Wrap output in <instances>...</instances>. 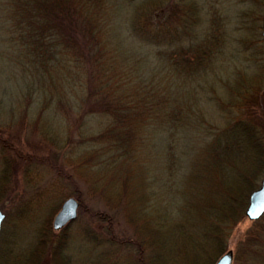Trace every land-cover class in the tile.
<instances>
[{
    "label": "trees",
    "instance_id": "1",
    "mask_svg": "<svg viewBox=\"0 0 264 264\" xmlns=\"http://www.w3.org/2000/svg\"><path fill=\"white\" fill-rule=\"evenodd\" d=\"M112 1L0 0V65L10 71L0 79V204L17 177L27 193L5 213L0 264H113L114 246L135 250L136 264H213L260 183L264 0L233 16L227 5L206 12L200 0H130L134 8L119 28ZM158 151L164 175L154 184L148 167ZM72 153L89 160L72 162ZM89 166L93 197L116 214L129 216L124 200H198L202 227L182 229L188 203L175 208L185 219L176 218L175 228L159 209L164 220L147 215L132 223L134 238L112 242L113 215L86 211L85 221H74L77 233L93 237L101 252L76 258L69 252L73 222L55 230L51 215L66 196L85 201L75 172ZM137 187L139 198L124 195ZM38 207L48 211L36 240L4 259Z\"/></svg>",
    "mask_w": 264,
    "mask_h": 264
},
{
    "label": "rangeland",
    "instance_id": "2",
    "mask_svg": "<svg viewBox=\"0 0 264 264\" xmlns=\"http://www.w3.org/2000/svg\"><path fill=\"white\" fill-rule=\"evenodd\" d=\"M200 1L202 2L205 8L204 11L206 12L217 13L218 10H220L223 5H227L228 6L227 13L229 14V16H233L234 12H236L237 10L247 9L250 6V4H252V0H200ZM111 5L113 8V13L116 18L114 22L119 28V26H122L123 21L130 15L131 11L134 8V3L130 0H114L112 1ZM261 7H263V5ZM233 21L234 19L229 23V25L232 28L235 26V22ZM257 65L260 66L259 63ZM230 66L231 68H233V64H231ZM231 68L227 67L225 69L226 74L229 76H231L232 72L234 71L233 69L231 70ZM250 70H251V67H250ZM9 72H10L9 69H6L0 65V79L8 77ZM254 77L256 76L254 75ZM254 77H251V78H254ZM11 83H12V80H11ZM6 88H8V86ZM58 119L60 120V117ZM25 133L26 132L23 131L22 135H25V136L24 137L22 136V137L24 139L29 140V141H35V142L40 141V139L34 134H31V133L25 134ZM30 145L32 146L31 143ZM24 146L26 148L29 147V144L26 143L25 140H24ZM51 156L55 157L54 154H51ZM164 157L165 155H163L161 151L158 154L155 153L148 167V169L151 171L150 177L152 178V181L154 184H156V181L158 182L159 179L163 178L164 172L160 170L159 166L161 165V161L164 159ZM79 159L81 160L83 159V161L89 160V155L81 154V156H79L76 153H72L71 159H70L72 162H77L79 161ZM69 165H70V162H69ZM86 165H89V164H86ZM140 173H141V170H140ZM50 174L52 175V172H50ZM109 176H110V172H105V175L103 176L104 180L107 181L109 179V178L107 179V177ZM75 177L77 178L76 180L78 182L77 188L83 193L85 197L84 198L85 201H83V200H79L76 196L70 195V196L77 198L80 203L79 208H78V216L81 215L82 212L83 214H86V211L92 212L95 210H101V211L104 210L106 214L108 215V217H110V215H113V217L111 216L112 221L110 222V226L107 228V234H106V238H109V235H110V239L111 238L116 239L112 242L123 240L127 237H130L131 235H133V238H134L136 235L134 236V234L132 233V223H135V226H136V223H139L141 221L143 222L144 220L143 217L146 218L145 216L147 215L149 216L147 217L148 219L152 218L155 222L159 220H164L165 218H161V217H159L160 219H158L159 214L156 211H159V209L161 210L160 213L162 215L171 216L168 218L170 221V227L175 228L176 226H178L179 222H185V219H186L187 226L186 227L182 226V229L187 230L188 232L190 231L191 234H196V231L199 230L203 225L202 220H201V215L199 213L200 207H198V204H197L198 200H127V202L124 200V202L126 203V206L123 212L129 214V216L124 215L122 212L120 213V211L119 213L116 214L114 210H112V208L107 206L104 200H99L93 197V194H95L93 193L94 189L90 188L89 185L90 183L93 184L92 179L95 178V176L93 174L92 168L90 169V166L88 169L87 168L85 169L84 167H82V169L76 170ZM181 177H182L181 174L177 176V182L181 180ZM48 178H50L49 174L46 173L44 179L48 181ZM84 179H86L87 181H85ZM118 183L120 184V186L117 187L118 191H119V188L123 190L124 187L122 186V182H118ZM118 183L115 180L114 184L118 186ZM73 184L74 183H72L71 185ZM259 185L256 188H258ZM13 186L14 187H13V191L11 192V196L8 197L6 201H3L0 204V209L4 213L9 212V211L11 212L13 209V206H16L15 203L17 202L18 198L22 196L25 197V195H27V193H25L26 187L20 178L17 177V180H15ZM142 188L144 187L142 186ZM142 188L137 187V189L133 190V192H132V188H128V190L126 188L125 189L126 194L124 193V195H126V197L128 198L130 196V197H134L135 199H137L139 198V196H142L143 194V193L141 194L139 193V191H142ZM70 196H66L65 198H62L61 199L62 201L59 199V201H61V204L59 205V208H57V211H55L51 215V224H53V218L60 210L63 201ZM53 202H56V201L53 200ZM187 204L189 205V209H190L189 212L191 216L186 217L184 219V218H181V213L180 214H177V213H179L180 207L182 206L184 209L185 208L187 209ZM156 205L158 208H155ZM142 206L143 207L145 206V209H144L145 212L142 211ZM176 207H178L179 209L177 212H175ZM43 208L44 207L42 208L38 207L33 212H32L33 210L32 209L30 211L31 215L30 214L29 215L34 217L35 220L33 221L25 220L28 222L21 224V226L17 228L16 234L14 237L16 246L13 247V250L11 253L7 251L3 252L4 259H9L11 256H16L14 254H18L19 249L21 247L23 246L27 247L31 245L32 243H34V241L36 240V230L38 229V227H40L43 224V222L47 218L48 207L44 209ZM244 214L245 215L243 216V218L240 219V221L237 222L234 228L232 229L227 248L224 250V252L220 256H222L224 253L231 250L233 253V263L232 264H264V214L259 219H256V220L250 219L247 217L246 213ZM29 215L27 212L28 218H29ZM129 217H130V220H129ZM77 218L70 221L68 224H70L71 222L74 223V221ZM81 218L85 221V218L82 215H81ZM176 218H178L179 222ZM73 223L70 225V228H69L70 233L72 235L70 239L69 252L72 255H74L76 258H82L85 255H90L93 258H97V255L100 254L101 250L94 249L93 246L91 245L92 244L91 242H93V239H92L93 237L87 238L88 237L87 235L86 236L83 235V231H82L83 236L77 233V231L79 232V230H81L80 225L78 222L74 224ZM143 233L144 231H142V233L138 232V235L142 236ZM118 248L119 247L114 246L112 247V250H111V252H113V255H114L112 256V258H114L113 264H129V263L136 264L138 263V260H136L137 255H136L135 250L133 249L130 250L127 248L125 251H122L123 250L122 247H120L121 249H118ZM99 261L100 260H98V262ZM40 264H50V262L43 260Z\"/></svg>",
    "mask_w": 264,
    "mask_h": 264
},
{
    "label": "water",
    "instance_id": "3",
    "mask_svg": "<svg viewBox=\"0 0 264 264\" xmlns=\"http://www.w3.org/2000/svg\"><path fill=\"white\" fill-rule=\"evenodd\" d=\"M262 38L264 40V21L262 24ZM264 50V43H263ZM248 205L246 207L245 213L248 218L256 220L259 219L264 214V174L261 179L258 188L254 189L248 199ZM79 201L77 198L70 196L66 198L58 213L53 218V228L60 230L65 227L70 221L74 220L78 216ZM5 218V213L0 209V231L2 227L3 219ZM233 263V253L231 250L220 256L213 264H232Z\"/></svg>",
    "mask_w": 264,
    "mask_h": 264
}]
</instances>
